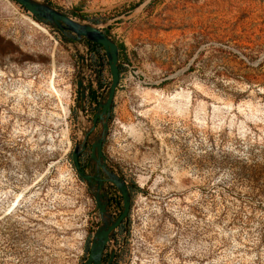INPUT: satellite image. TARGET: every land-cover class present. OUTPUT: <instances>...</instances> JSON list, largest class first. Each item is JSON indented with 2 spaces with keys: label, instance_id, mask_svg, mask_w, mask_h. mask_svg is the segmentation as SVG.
<instances>
[{
  "label": "rangeland",
  "instance_id": "rangeland-1",
  "mask_svg": "<svg viewBox=\"0 0 264 264\" xmlns=\"http://www.w3.org/2000/svg\"><path fill=\"white\" fill-rule=\"evenodd\" d=\"M47 1L123 46L104 151L134 192L115 264H264V0ZM51 67L65 114L39 85ZM76 71L57 33L0 0V264L87 255L99 217L70 158ZM109 80L91 58L87 94Z\"/></svg>",
  "mask_w": 264,
  "mask_h": 264
},
{
  "label": "water",
  "instance_id": "water-1",
  "mask_svg": "<svg viewBox=\"0 0 264 264\" xmlns=\"http://www.w3.org/2000/svg\"><path fill=\"white\" fill-rule=\"evenodd\" d=\"M14 1L37 21L57 33L73 49L77 57L75 109L81 136L74 143L70 158L77 175L88 187L99 216V221L90 236L87 255L81 264H111L116 250L111 242V234L123 220L128 219L131 199L124 176L120 172L117 173L118 166L110 164L104 151V143L110 131L113 100L120 79L119 45L96 23L72 18L47 0ZM87 41L102 46L110 72V80L102 89L90 119L86 115L85 76L91 61ZM87 146H89L88 161L87 166L84 167L80 163V154L87 149ZM105 181L111 183L122 196V206L118 215L112 213ZM105 252L108 259L103 262L102 257Z\"/></svg>",
  "mask_w": 264,
  "mask_h": 264
},
{
  "label": "bare ground",
  "instance_id": "bare-ground-1",
  "mask_svg": "<svg viewBox=\"0 0 264 264\" xmlns=\"http://www.w3.org/2000/svg\"><path fill=\"white\" fill-rule=\"evenodd\" d=\"M32 23L35 24L36 26H38L39 28H41L43 31H46L38 23H36L34 21ZM56 73H57L56 72V69L54 67H51V69L49 70V73L46 75V77L44 79H42V81L39 83V85L41 87H44V89H43L44 92L51 93V94H53V95L56 96L57 106L59 108V112L57 114H60V113L65 114L66 107L62 103L63 91L61 90V88H59V87L56 86V82H55ZM138 89H139V91H137V93H138V95L142 99H144L145 96L148 95V94H150V93H151V95H153L154 93L160 95V93L162 92L161 90H158L156 88L141 87V88H138ZM176 93H177V91H176ZM19 197H20V194H16L13 197V199L11 200V202H9V204L4 208V212L5 213L10 212L14 208V206L17 204V201H18Z\"/></svg>",
  "mask_w": 264,
  "mask_h": 264
},
{
  "label": "flooded vegetation",
  "instance_id": "flooded-vegetation-1",
  "mask_svg": "<svg viewBox=\"0 0 264 264\" xmlns=\"http://www.w3.org/2000/svg\"><path fill=\"white\" fill-rule=\"evenodd\" d=\"M120 51H121V48L119 46V59L122 60L120 58V56H121ZM87 161H88V156H87ZM87 161L85 163L86 166H87ZM117 173H119V171H117ZM125 181H126V183L128 185V189H129L130 197H131V199H130V208H129L128 214H127L128 219L127 220H123L121 222V224L114 229L113 233L111 234V237H112L113 234L125 230L126 227L128 226L129 221H130V211H131V205H132V200H133L132 197H133V192H134V190H133L134 185H132L131 183H129L126 179H125ZM105 187H106V189L108 190V193H109V203H110V207H111L112 213L114 215H118L119 212H120L121 206H122V196L119 193V191L111 183L105 181ZM87 189H88V187H87ZM88 191H89V189H88ZM89 193H90V191H89ZM97 214H98V212H97ZM116 256L117 255L115 253V257H114V259H113V261H112L111 264H115L116 263ZM107 259H108V255L105 252V254L102 257V260H103V262H105Z\"/></svg>",
  "mask_w": 264,
  "mask_h": 264
},
{
  "label": "trees",
  "instance_id": "trees-1",
  "mask_svg": "<svg viewBox=\"0 0 264 264\" xmlns=\"http://www.w3.org/2000/svg\"><path fill=\"white\" fill-rule=\"evenodd\" d=\"M12 1H14V0H12ZM16 3V2H15ZM18 4V3H17ZM22 7V6H21ZM106 33H108L107 31H105ZM87 43H88V45H89V47L91 48V49H93L96 53H97V55L99 54V57L102 59V62L104 61V63H106L107 64V60H106V58H105V56H104V53H103V48H102V46L101 45H99V44H97V43H92V42H89V41H87ZM120 48L122 49L123 48V46H120ZM120 58H121V56H120ZM119 69H120V72H121V70H122V66L121 65H119ZM87 96H88V98H89V100H95V102L97 101V99H96V96H95V91L94 90H91V91H89V93L87 94ZM86 150H89V146H87V149ZM83 151L81 154H80V163L82 164V165H84L85 163H86V161H87V151ZM114 235V234H113Z\"/></svg>",
  "mask_w": 264,
  "mask_h": 264
},
{
  "label": "built area",
  "instance_id": "built-area-1",
  "mask_svg": "<svg viewBox=\"0 0 264 264\" xmlns=\"http://www.w3.org/2000/svg\"><path fill=\"white\" fill-rule=\"evenodd\" d=\"M87 50H88V54H89V56H90L91 58L95 59L96 56H97V53H96L93 49H91L90 47H89ZM120 65H121L122 67H125L127 64H126L123 60H121ZM120 76H121V72H120Z\"/></svg>",
  "mask_w": 264,
  "mask_h": 264
}]
</instances>
